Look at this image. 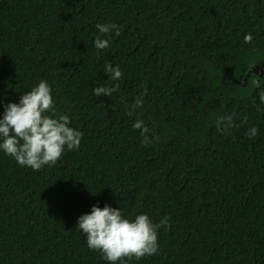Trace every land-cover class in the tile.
I'll list each match as a JSON object with an SVG mask.
<instances>
[{
	"label": "trees",
	"instance_id": "1",
	"mask_svg": "<svg viewBox=\"0 0 264 264\" xmlns=\"http://www.w3.org/2000/svg\"><path fill=\"white\" fill-rule=\"evenodd\" d=\"M252 57L264 58V0H0V119L43 80L83 134L37 171L0 150V264H110L77 228L94 205L169 217L157 254L116 264H264V79L231 83Z\"/></svg>",
	"mask_w": 264,
	"mask_h": 264
},
{
	"label": "clouds",
	"instance_id": "2",
	"mask_svg": "<svg viewBox=\"0 0 264 264\" xmlns=\"http://www.w3.org/2000/svg\"><path fill=\"white\" fill-rule=\"evenodd\" d=\"M99 33L107 36L111 30L119 35V28L115 24H96ZM244 42L251 43L252 34L243 37ZM109 39H101L97 36L94 46L97 50H105L109 47ZM255 65H250L249 70ZM105 73L112 81L122 78V70L119 65L113 67L110 63L104 66ZM253 84L259 86V79L254 78ZM119 83L112 86H99L93 89L97 97L111 96L118 92ZM144 91L136 97L130 106L128 115H133L135 110L143 106L142 97ZM245 117V122H246ZM70 119L67 115H59L54 107L51 87L41 80L31 91L20 96L19 103H8L5 107L3 118L0 119V150L5 155L15 159L20 166L30 167L37 171L44 166H53L65 151L80 147L82 133L69 127ZM233 126V116L219 117L218 130L227 131ZM134 129L141 131L143 146H150L148 127L143 120L137 119L133 124ZM258 135L255 126L248 130V138L253 139ZM161 226L165 230L169 227V217L165 216L159 223H153L146 214H139L134 220L124 218L121 210L105 205L102 209L92 206L90 214H83L78 218L77 228L86 237L89 250L98 251L103 259L116 264L133 257L139 260L146 256L158 253V230Z\"/></svg>",
	"mask_w": 264,
	"mask_h": 264
},
{
	"label": "water",
	"instance_id": "3",
	"mask_svg": "<svg viewBox=\"0 0 264 264\" xmlns=\"http://www.w3.org/2000/svg\"><path fill=\"white\" fill-rule=\"evenodd\" d=\"M254 58V57H252ZM248 61L240 60L237 63L238 80L234 79L231 83L239 82V79L245 83L249 78L264 79V58H254ZM255 65L249 70L250 65Z\"/></svg>",
	"mask_w": 264,
	"mask_h": 264
}]
</instances>
